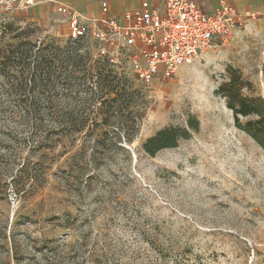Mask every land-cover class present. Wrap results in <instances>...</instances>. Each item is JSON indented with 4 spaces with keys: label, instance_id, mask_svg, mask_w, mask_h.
<instances>
[{
    "label": "rangeland",
    "instance_id": "1",
    "mask_svg": "<svg viewBox=\"0 0 264 264\" xmlns=\"http://www.w3.org/2000/svg\"><path fill=\"white\" fill-rule=\"evenodd\" d=\"M58 25L0 9V264H264V150L218 93L242 76L246 97L264 95V13L171 80L118 75L139 107L26 82L13 53L34 45L88 54L82 79L85 68L107 71ZM190 120V139L144 151Z\"/></svg>",
    "mask_w": 264,
    "mask_h": 264
},
{
    "label": "built area",
    "instance_id": "2",
    "mask_svg": "<svg viewBox=\"0 0 264 264\" xmlns=\"http://www.w3.org/2000/svg\"><path fill=\"white\" fill-rule=\"evenodd\" d=\"M48 3L68 21L69 41L88 46L117 75H132L145 87L173 79L181 68L226 45L240 28L261 15L239 12L227 1L207 13L196 0H167L162 9L146 0L120 16L102 2L100 15L88 19L59 0ZM19 7V0H0L3 13H14Z\"/></svg>",
    "mask_w": 264,
    "mask_h": 264
},
{
    "label": "trees",
    "instance_id": "3",
    "mask_svg": "<svg viewBox=\"0 0 264 264\" xmlns=\"http://www.w3.org/2000/svg\"><path fill=\"white\" fill-rule=\"evenodd\" d=\"M71 45L81 46L82 43ZM33 46V45H32ZM36 45L31 50L20 53L14 52V66L22 63L26 66L28 75L32 78H26V82L39 79V85L42 87L48 86L51 79L55 81L50 85V88H60L69 96L78 97L82 90L88 94V102L91 106L102 103H120L122 106L134 105L139 107L140 102L137 101L136 90L133 91L131 85L126 78L118 77V75L108 66L102 63V66L107 71H97L92 74L88 68L82 79V67L84 61L87 60V55H82L80 49L67 46L65 50L52 48L47 55L43 54L44 50H38L34 53ZM47 50V49H46ZM88 70V71H87ZM264 72V71H263ZM112 75L115 77L112 78ZM96 78V81L94 77ZM7 77V76H5ZM112 78V79H111ZM46 83V84H45ZM264 83V76H263ZM252 82L243 79L242 76L233 77L229 83L224 84L219 94H222L226 100L228 108L234 113L235 123L239 130L243 131L251 137L264 150V95L259 97H246L245 90H251ZM115 95L116 98L106 100L108 95ZM139 103V104H138ZM144 104V100L141 102ZM145 105V104H144ZM5 109V108H4ZM4 109H0L1 114H7ZM31 112H36V107L29 106L25 109V116L30 117ZM199 125L197 122L190 120L188 128H166L159 131L154 137L149 138L143 145L144 151L154 157L163 149L176 147L180 139H190V131H198ZM79 128L77 132H81ZM131 141V140H128Z\"/></svg>",
    "mask_w": 264,
    "mask_h": 264
},
{
    "label": "crops",
    "instance_id": "4",
    "mask_svg": "<svg viewBox=\"0 0 264 264\" xmlns=\"http://www.w3.org/2000/svg\"><path fill=\"white\" fill-rule=\"evenodd\" d=\"M20 7L16 12L11 13L17 16L34 17V19H49L55 17L62 25L57 28L62 33L69 36V23L60 14L57 13L53 4L48 0H19ZM146 0H59V2L71 6L77 13L85 18L91 19L100 15L102 2H108L110 11L115 15H122L125 11L135 10ZM153 6L163 8L167 0H147ZM199 7L211 13L218 9L222 1H227L233 5L239 12L264 13V0H196ZM31 19V18H30Z\"/></svg>",
    "mask_w": 264,
    "mask_h": 264
}]
</instances>
